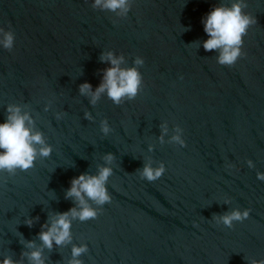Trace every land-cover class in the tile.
<instances>
[{"label": "water", "instance_id": "95a60500", "mask_svg": "<svg viewBox=\"0 0 264 264\" xmlns=\"http://www.w3.org/2000/svg\"><path fill=\"white\" fill-rule=\"evenodd\" d=\"M228 2L133 0L118 17L92 9L91 0H0V28L14 34L12 49H0V122L7 105L20 107L52 149L32 168L0 177V259L29 264L22 255L34 250L28 241L41 247L44 264H68L71 248L82 244L81 264L264 259V182L256 179L264 173V0H245L243 11L256 23L230 67L199 47L207 38L202 16ZM106 52L122 56L121 67L143 58L132 101L114 105L101 94L90 104L78 93L81 83L93 90L100 83ZM100 120L111 129L107 136ZM176 127L183 148L170 142ZM146 163H164L165 171L144 181L138 170ZM102 166L112 169L110 202L94 220H72L69 243L43 248L41 224L76 207L65 199L69 181ZM233 209H248V218L231 229L215 224L213 216Z\"/></svg>", "mask_w": 264, "mask_h": 264}, {"label": "clouds", "instance_id": "9594fccd", "mask_svg": "<svg viewBox=\"0 0 264 264\" xmlns=\"http://www.w3.org/2000/svg\"><path fill=\"white\" fill-rule=\"evenodd\" d=\"M132 2L133 0H91L90 7L94 10L115 13L118 17H126ZM246 7L245 0H230L228 3L213 5L202 16L200 23L207 38L199 42V47L205 52L215 51L217 65L230 67L238 58L243 57L242 38L246 35L248 28L256 23L252 15L243 11ZM13 42V32L10 29L0 28V49L10 51ZM100 61L101 63L106 61L109 65L102 70L100 83L94 90L87 82L81 83L78 85V93L89 97L90 104H95L101 94H104L114 105H120L125 100L132 101L142 86L138 66L144 63L143 58H135L132 67H121L124 62L123 57L106 52L101 54ZM5 113L3 122H0V177L4 174L12 176L17 170H28L33 167L37 157H48L52 151L51 146L45 143L42 134L32 127L33 121L27 112H22L18 106L7 105ZM59 118L58 115L57 119ZM84 118L91 119L87 112L84 113ZM161 127L164 132L167 131L166 127L163 125ZM99 131L105 136L110 133L111 129L106 120L99 121ZM174 131L177 134L171 136L170 142L183 148L185 144L182 139V129L176 127ZM103 159L106 163H110L113 155L105 154ZM245 164L250 169L253 167L250 160H246ZM228 167L231 168L232 165ZM164 171V163H159L155 167L151 163H146L138 170V177L144 181L153 182L159 179ZM111 174L110 167L102 166L97 168L95 175L83 173L69 181V187L64 194L65 199L73 198L76 207L69 208L66 212L56 213L49 217L47 224H41V231L37 233V238L43 248L50 250L53 244L60 246L69 243L72 220L84 222L97 217L101 207L111 200L106 188L108 177ZM256 179L264 182V173L257 172ZM88 201H92L96 207H92ZM248 216V209H233L218 217L213 216L212 219L216 225L231 229L233 222H241ZM32 222L31 219L24 221L28 227H31ZM24 246L34 249L22 253L29 264H44L40 246L34 245L32 241H28ZM86 251V245L73 246L71 248L72 259L68 264H81L76 257ZM0 264H14V262L5 256L0 259ZM249 264H264V259L251 260Z\"/></svg>", "mask_w": 264, "mask_h": 264}]
</instances>
